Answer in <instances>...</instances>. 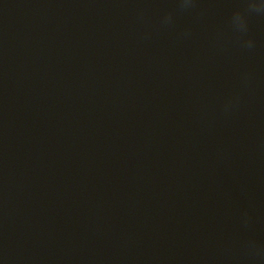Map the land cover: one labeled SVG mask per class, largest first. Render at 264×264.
Here are the masks:
<instances>
[{
    "label": "water",
    "instance_id": "95a60500",
    "mask_svg": "<svg viewBox=\"0 0 264 264\" xmlns=\"http://www.w3.org/2000/svg\"><path fill=\"white\" fill-rule=\"evenodd\" d=\"M245 8L0 0V264H264V15Z\"/></svg>",
    "mask_w": 264,
    "mask_h": 264
},
{
    "label": "clouds",
    "instance_id": "9594fccd",
    "mask_svg": "<svg viewBox=\"0 0 264 264\" xmlns=\"http://www.w3.org/2000/svg\"><path fill=\"white\" fill-rule=\"evenodd\" d=\"M194 4V0H180V8L181 9H188L192 7ZM246 8L245 11L248 13H257L260 15H264V2H261V0H245ZM166 19H170V17H166ZM232 23L233 26L239 30V31H246L247 26L245 22V15L243 12L237 11L234 13L232 17ZM244 46L246 47H253L254 42L249 39L244 43ZM255 251V254L260 256L261 259H264V251L262 250H256L255 245H250Z\"/></svg>",
    "mask_w": 264,
    "mask_h": 264
}]
</instances>
